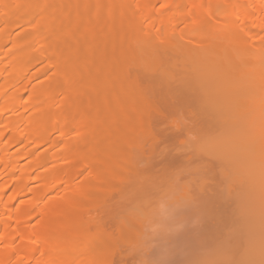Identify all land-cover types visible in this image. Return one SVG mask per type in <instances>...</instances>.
<instances>
[{"label": "bare ground", "instance_id": "obj_1", "mask_svg": "<svg viewBox=\"0 0 264 264\" xmlns=\"http://www.w3.org/2000/svg\"><path fill=\"white\" fill-rule=\"evenodd\" d=\"M10 1L0 0V264H131L123 245L171 186L210 241L193 264H264V0ZM221 18L228 32L215 31ZM133 19L139 33L126 30ZM19 20L29 30L14 37ZM105 41L117 49L99 56ZM39 63L55 74L38 84ZM86 195L98 203L82 212Z\"/></svg>", "mask_w": 264, "mask_h": 264}, {"label": "rangeland", "instance_id": "obj_2", "mask_svg": "<svg viewBox=\"0 0 264 264\" xmlns=\"http://www.w3.org/2000/svg\"><path fill=\"white\" fill-rule=\"evenodd\" d=\"M31 1L32 0H13V1H10V2H14L13 4H12V7L14 8V7H22V8H28V7H30V4L29 3H31ZM55 1H60L61 2V0H55ZM63 1H66V3H64ZM73 1L74 0H62V4H69V2H72V4H74L73 3ZM93 0H91V2H92ZM136 1H138V0H136ZM57 2V4H59ZM71 4V3H70ZM128 4H129V2H128ZM160 4V5H159ZM158 5H157V7L158 8H160L161 9V6H162V4H161V2L159 3ZM130 5H131V3H130ZM61 6V5H60ZM129 7V6H128ZM55 7H53V9H54ZM60 8V7H59ZM131 8V7H130ZM129 8V9H130ZM9 9V8H8ZM10 9H11V7H10ZM9 9V11H8V13L11 11ZM61 9V8H60ZM159 10V9H158ZM6 11V12H7ZM54 12V14H56V13H59V9L58 8H55L54 10H53ZM80 11V10H79ZM220 11V10H219ZM56 12V13H55ZM133 12V11H132ZM4 13V12H3ZM72 13V12H71ZM71 13H70V15H71ZM74 13V12H73ZM77 13V12H76ZM83 13V11H81V14ZM11 14V12L9 13V15ZM89 14H91V13H89L88 12V15ZM5 15H8V14H6L5 13ZM34 16L33 17H36V18H38V15H37V13H35V14H33ZM73 15V14H72ZM85 15V14H84ZM31 16V15H30ZM27 17L29 18V16L28 15H26V16H23V17H21V21H22V19H24V20H26V21H28L29 19H27ZM34 19V18H33ZM89 19H90V17H89ZM136 19V18H135ZM16 21L17 22V24H15V25H19L18 27H16V28H14L13 29V34H14V37L15 36H17V35H21V34H23V33H25V31L26 30H29L28 28H29V25L28 24H23V23H21V21ZM32 20V19H31ZM92 20V19H91ZM137 20V19H136ZM136 20H131V21H129L128 23H126V30L129 32V33H132V34H135V33H139V29H140V27H139V25L140 24H138V21H136ZM25 21V22H26ZM37 22V20L35 19L34 21H33V23L34 22ZM116 21V20H115ZM57 22H58V20H57ZM226 23L227 22H225L224 21V19H218V21L215 23V28H216V30L215 31H219V32H221V33H224V32H228V31H226V30H228V29H224V25H226ZM35 24V23H34ZM34 24H32V25H34ZM117 25H118V22L116 23ZM37 25V24H36ZM54 25H55V23H54ZM85 25V22H84V20H83V22H81V24H80V26L77 28V30L78 31H76V33H77V35H76V42L78 41V40H80V41H82V38H80L82 35H83V33H84V29L82 30L81 28H82V26H84ZM31 26V25H30ZM35 26V25H34ZM15 27V26H14ZM115 27V26H114ZM3 28L2 27H0V30H2ZM83 31V32H82ZM229 31H230V29H229ZM12 34V33H11ZM13 34H12V38H13ZM137 35V34H136ZM100 40H104L103 38H101ZM179 40V39H178ZM183 40V39H182ZM184 41V40H183ZM182 41V42H183ZM100 42H102V41H100ZM104 42V41H103ZM145 42H146V40H145ZM182 42L181 41H179V43L180 44H182ZM147 43V42H146ZM101 46H99V48L102 50H100V51H98V53L100 52V54H99V56H101L102 55V53L103 52H106V53H111V52H113V51H115L116 49H117V47L115 48V46H113V45H111V44H109V43H107L106 41H105V43L103 44H101V43H99ZM158 44H160V43H158ZM145 45V44H144ZM147 45V44H146ZM145 45V46H146ZM148 45H151L149 42H148ZM72 46H73V44H72ZM7 47V49H5ZM6 47L4 48L5 50H11V49H13L14 48V44L13 43H9V44H7L6 45ZM147 47V46H146ZM147 48H149V47H147ZM146 48V49H147ZM117 56V55H116ZM116 56H114V57H108V59L109 60H111L112 61V59L114 60V58H116ZM136 64V63H135ZM135 64H133V66H135ZM54 65L55 64H52V65H50V66H48L46 63H39V64H37L36 65V67L34 66L33 68H32V72L30 71V75L32 76V75H36V74H41V72H45L46 73V75H43L44 77H42V79H40V77H39V79L40 80H38V78L36 79L37 80V83L39 84V83H41V82H45V81H47L51 76H53V74H55L54 72H55V69H54ZM130 66H129V68H131L132 67V65L131 64H129ZM44 67V68H43ZM45 67L47 68L45 71H43L44 69H45ZM117 72V71H116ZM114 73V72H113ZM113 73L111 74L112 76V82L113 83H115L114 85H116V84H118L117 82H118V78L116 77V75H115V73H114V77H113ZM120 73V72H119ZM121 74V73H120ZM41 76V75H40ZM117 76H120L119 74L117 75ZM35 81V80H34ZM33 81V82H34ZM116 81V82H115ZM34 84H36V82H34L33 83V85ZM2 85V83H0V86ZM88 86V88L90 89V87H89V85H87ZM118 86L119 85H117L116 87H114L113 86V88L114 89H118ZM84 87H86V86H84ZM83 87V88H84ZM120 87V86H119ZM112 88V89H113ZM121 88V87H120ZM85 89V88H84ZM87 89V88H86ZM111 89V90H112ZM30 90V89H29ZM27 91V93H26V97L30 94V91ZM110 90V89H109ZM121 90V89H120ZM82 91V90H81ZM86 92V91H85ZM29 93V94H28ZM87 93V92H86ZM86 93H84V95H86ZM83 94V93H82ZM247 96V94H245L244 95V97H246ZM25 97V98H26ZM84 96L82 95V98H83ZM243 97V98H244ZM28 98V97H27ZM85 98V97H84ZM83 98V99H84ZM247 98V97H246ZM245 98V99H246ZM117 101V103H119L120 102V100L119 99H117L116 100ZM130 106H132V105H128V106H125L124 107V110H123V116L125 117V116H127V115H129L130 114V108H132V107H130ZM129 107V108H128ZM128 109H130L129 111H128ZM81 133H82V135H81ZM78 136L76 135V137H81L82 139H86V136L84 135V133L83 132H81ZM78 134V133H77ZM81 135V136H80ZM52 138H57L58 137V133H52ZM49 147V146H48ZM43 148V147H42ZM45 148H46V146L43 148V149H39V151H43V150H45ZM51 148V147H50ZM54 148V147H53ZM53 148H51V150H50V152H56V148L55 149H53ZM59 150V149H58ZM57 150V151H58ZM79 151H78V149L75 147V148H73L71 151H69V162H70V160H74L75 158H77L79 155H80V153H78ZM54 155V154H53ZM53 155H51L50 154V157H52ZM27 160H23L22 161V163L25 165L27 162H26ZM67 162V161H66ZM60 163V162H59ZM22 164V165H23ZM55 164V163H54ZM58 164V163H57ZM23 165V166H24ZM22 166V169H24V167ZM78 170V171H77ZM23 172V171H22ZM74 172H76V173H81L82 172V169L81 168H76V171H74ZM75 176V177H74ZM74 180L76 179V176H77V174L75 175L74 174ZM81 178L82 177H80V175L79 176H77V181L75 180H73L74 181V183L76 182H78L79 180H81ZM79 179V180H78ZM36 183V182H35ZM34 183V184H35ZM36 184H38V183H36ZM35 184V185H36ZM34 185V186H35ZM169 188H171V190L169 189ZM169 188H166L165 190H163L162 192H159V193H156L155 194V196L154 197H156L157 199H155V201H154V207H153V209L152 208H150V210L152 209V213L148 216V219L146 220V218H145V222L144 221H142L143 222V225H141V227H142V229L139 231V233H140V235H139V238L137 239V241L136 242H134V240H132L133 242H134V244H130L129 242H128V240H130V238L127 236L126 237V235H124V237H122V240H126L127 242H125V243H127L126 245H127V248L125 247V245H123V248H124V251L125 252H132L131 253V255H132V257L134 258V259H132V263L131 264H184L185 262L184 261H187L188 262V264L190 263L189 261H192L191 263L193 264V262H198L199 261V259H200V257L199 256H197L198 254H197V249H195L196 248V245L197 246H199V244L201 243V244H204V245H208V243H210V241L208 240V239H201V238H198L199 236H198V233H200L199 231H198V229H197V226H199L198 225V220L196 221V218H194V219H192L194 216H191V215H188L187 214V217L184 215L183 216V213H182V207H180V204H182V203H185V198H184V200H181L180 198L182 197V199H183V196H182V193L180 194L181 195V197L179 198L180 200H181V202H178V203H176V200L175 199H177V201L179 200L178 198H176L177 196V194L175 193V192H178V193H180V191L182 192V190L180 189V188H174V189H176V190H172V186L171 187H169ZM170 190V191H169ZM96 191V190H95ZM12 192H13V190H12ZM12 192H10V193H12ZM96 193V192H95ZM94 193V194H95ZM97 193H98V191H97ZM99 194V193H98ZM52 195L53 194H50L48 197L49 198H51L52 197ZM89 195H91V193L89 194ZM179 195V196H180ZM173 196H175V199H174V197ZM48 197H46L44 200V203L47 201V200H49L48 199ZM97 197H98V195H97ZM84 197H80L78 200V204H77V206H78V210H82V212H84V211H86L87 209H91L92 207L91 206H93L95 203H96V201H97V198H96V196H87L86 195V198H84ZM117 198L118 197H114V199H113V204H117L116 202L117 201H120V199L119 200H117ZM171 198H173L172 200L174 201L175 200V202H173V201H171V202H173V204L172 203H169V202H167L168 200H171ZM98 200H99V197H98ZM21 202H22V200L17 204V206H21L22 204H24L25 202H24V200H23V202H22V204H21ZM94 203V204H93ZM97 203H98V201H97ZM96 203V204H97ZM156 203V204H155ZM43 204V203H42ZM168 204V205H167ZM156 205V206H155ZM184 205V207H185V204H183ZM182 205V206H183ZM95 207L96 206H93V208L95 209ZM152 207V206H151ZM92 208V209H93ZM81 212V211H80ZM98 212V211H97ZM181 213V214H180ZM186 214V213H185ZM43 216L41 215H39L38 217H36L37 219H33V221H32V225L33 224H36L37 222H39L40 221V219L42 218ZM192 217V218H191ZM196 217V216H195ZM198 218V217H197ZM200 221V220H199ZM34 222V223H33ZM199 223H201V222H199ZM200 227H201V225H200ZM199 228V227H198ZM198 231V232H195V231ZM199 230H200V228H199ZM194 233V234H193ZM195 233H197V234H195ZM192 234V235H191ZM198 236V237H197ZM137 238V237H136ZM128 239V240H127ZM98 243H101V242H98ZM96 246V247H95ZM94 247V248H93ZM130 247H131V249H130ZM101 248H102V243L101 244H99V245H94V246H91L90 247V249H89V251H88V254H87V257L86 258H90V256L93 254V255H97V253L101 250ZM129 251H128V250ZM186 249V250H185ZM191 251H192V253L193 254H191ZM200 251V250H199ZM188 252V253H187ZM190 252V253H189ZM89 253L91 254L90 256H89ZM195 254V255H194ZM180 255H181V258H180ZM190 255V256H189ZM89 256V257H88ZM93 257H95V256H93ZM92 257V258H93ZM131 257V258H132ZM173 257H175V259H173ZM96 258V257H95ZM95 258L93 259V260H95ZM90 260H91V258H90ZM130 260V262H131V259H129ZM135 260V261H134ZM172 260V261H171ZM181 260V261H180ZM130 262H129V264H130ZM187 262L185 263V264H187ZM117 263H119V262H117ZM30 264H32V263H30ZM34 264V263H33ZM120 264V263H119Z\"/></svg>", "mask_w": 264, "mask_h": 264}]
</instances>
